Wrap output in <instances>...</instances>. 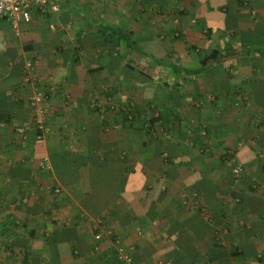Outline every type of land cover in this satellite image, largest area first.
<instances>
[{
    "label": "crops",
    "instance_id": "0c3cea01",
    "mask_svg": "<svg viewBox=\"0 0 264 264\" xmlns=\"http://www.w3.org/2000/svg\"><path fill=\"white\" fill-rule=\"evenodd\" d=\"M53 1L0 20V264H264V0Z\"/></svg>",
    "mask_w": 264,
    "mask_h": 264
},
{
    "label": "built area",
    "instance_id": "2783aa9c",
    "mask_svg": "<svg viewBox=\"0 0 264 264\" xmlns=\"http://www.w3.org/2000/svg\"><path fill=\"white\" fill-rule=\"evenodd\" d=\"M58 10V3L53 0H0V20L8 21L14 30H18L20 24L31 21L34 13L46 14ZM27 73L32 68V62L28 61L25 64ZM44 96L36 94L30 101V107L33 112V120L39 131L36 134L37 139H41L48 132V127L45 125L47 110L43 105ZM42 169H47L48 164L44 161L41 164ZM241 167L235 166L232 168V175L238 177L241 172ZM118 258L125 264H133L129 253L122 249H117Z\"/></svg>",
    "mask_w": 264,
    "mask_h": 264
},
{
    "label": "trees",
    "instance_id": "16d2710c",
    "mask_svg": "<svg viewBox=\"0 0 264 264\" xmlns=\"http://www.w3.org/2000/svg\"><path fill=\"white\" fill-rule=\"evenodd\" d=\"M114 33L115 34H118L119 39H121L124 42V44H125L126 47H129L130 48L132 46V41L130 40V38H129V36H128L127 33H124V31H121V30L114 31ZM248 52H253L255 55H258L259 57L264 58V47L263 46H257V47L256 46H253V47H251V49H248ZM216 53H217V50H213V51H211L210 55L205 56V58L201 60L202 67L203 66L205 67L206 64H207V62H209L211 60H215ZM38 132L39 131L37 130L36 134ZM76 159H74V161H73V164L74 165L76 164L75 165L76 167H78L81 164H85V162H86L85 161V157L80 158L81 160H78V161ZM129 255H130L131 259H132V262H134L133 261L134 258H133V256H131V253Z\"/></svg>",
    "mask_w": 264,
    "mask_h": 264
}]
</instances>
